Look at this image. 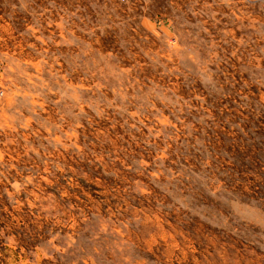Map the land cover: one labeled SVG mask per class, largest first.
Segmentation results:
<instances>
[{"label":"rangeland","instance_id":"1","mask_svg":"<svg viewBox=\"0 0 264 264\" xmlns=\"http://www.w3.org/2000/svg\"><path fill=\"white\" fill-rule=\"evenodd\" d=\"M0 264H264V0H0Z\"/></svg>","mask_w":264,"mask_h":264}]
</instances>
